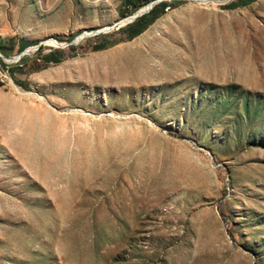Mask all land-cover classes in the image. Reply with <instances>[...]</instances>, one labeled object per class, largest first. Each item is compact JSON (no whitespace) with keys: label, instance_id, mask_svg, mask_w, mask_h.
Wrapping results in <instances>:
<instances>
[{"label":"rangeland","instance_id":"1","mask_svg":"<svg viewBox=\"0 0 264 264\" xmlns=\"http://www.w3.org/2000/svg\"><path fill=\"white\" fill-rule=\"evenodd\" d=\"M0 38V264H264V0H0Z\"/></svg>","mask_w":264,"mask_h":264},{"label":"trees","instance_id":"2","mask_svg":"<svg viewBox=\"0 0 264 264\" xmlns=\"http://www.w3.org/2000/svg\"><path fill=\"white\" fill-rule=\"evenodd\" d=\"M125 1L128 2V1H130V0H125ZM153 10H154L153 8L150 9V10H149V13H150V12H153ZM143 19H144V15H141V16L137 17V18L134 20V23L137 24V23H139V22H142ZM129 27H132V24H128V26L125 27V28H123V30H127V29H129ZM137 31H138V30H136V28H132L131 31H129V32H130V34H135V33H137Z\"/></svg>","mask_w":264,"mask_h":264},{"label":"built area","instance_id":"3","mask_svg":"<svg viewBox=\"0 0 264 264\" xmlns=\"http://www.w3.org/2000/svg\"><path fill=\"white\" fill-rule=\"evenodd\" d=\"M0 69H2V81L13 82L11 74L9 72V67L8 66H1V64H0Z\"/></svg>","mask_w":264,"mask_h":264},{"label":"crops","instance_id":"4","mask_svg":"<svg viewBox=\"0 0 264 264\" xmlns=\"http://www.w3.org/2000/svg\"><path fill=\"white\" fill-rule=\"evenodd\" d=\"M3 41H4V40L0 38V46L2 45V42H3Z\"/></svg>","mask_w":264,"mask_h":264},{"label":"water","instance_id":"5","mask_svg":"<svg viewBox=\"0 0 264 264\" xmlns=\"http://www.w3.org/2000/svg\"><path fill=\"white\" fill-rule=\"evenodd\" d=\"M150 6H147L146 9H148Z\"/></svg>","mask_w":264,"mask_h":264},{"label":"bare ground","instance_id":"6","mask_svg":"<svg viewBox=\"0 0 264 264\" xmlns=\"http://www.w3.org/2000/svg\"><path fill=\"white\" fill-rule=\"evenodd\" d=\"M2 73V72H1Z\"/></svg>","mask_w":264,"mask_h":264}]
</instances>
